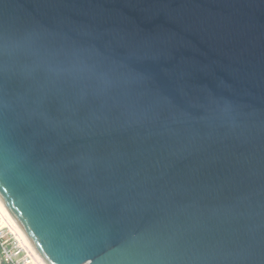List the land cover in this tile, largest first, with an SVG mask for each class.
Wrapping results in <instances>:
<instances>
[{
	"label": "water",
	"instance_id": "95a60500",
	"mask_svg": "<svg viewBox=\"0 0 264 264\" xmlns=\"http://www.w3.org/2000/svg\"><path fill=\"white\" fill-rule=\"evenodd\" d=\"M0 213L44 264H264V0H0Z\"/></svg>",
	"mask_w": 264,
	"mask_h": 264
},
{
	"label": "built area",
	"instance_id": "2783aa9c",
	"mask_svg": "<svg viewBox=\"0 0 264 264\" xmlns=\"http://www.w3.org/2000/svg\"><path fill=\"white\" fill-rule=\"evenodd\" d=\"M0 264H40L31 251L0 219Z\"/></svg>",
	"mask_w": 264,
	"mask_h": 264
},
{
	"label": "bare ground",
	"instance_id": "6f19581e",
	"mask_svg": "<svg viewBox=\"0 0 264 264\" xmlns=\"http://www.w3.org/2000/svg\"><path fill=\"white\" fill-rule=\"evenodd\" d=\"M0 219H1V221L4 223V224H6V225H8L10 228H11V230L14 232V234L18 237V239L21 241V242H23L20 238H19V236L15 233V231L12 229V227L8 224V222L4 219V217L1 215V213H0ZM24 243V242H23ZM25 244V243H24ZM25 246L31 251V253L36 257V259L39 261V263L40 264H44L42 261H41V259L25 244Z\"/></svg>",
	"mask_w": 264,
	"mask_h": 264
}]
</instances>
